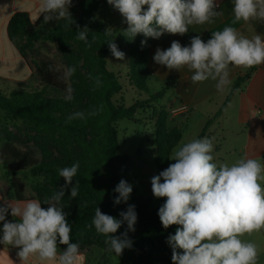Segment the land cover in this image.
Segmentation results:
<instances>
[{
	"label": "clouds",
	"instance_id": "obj_1",
	"mask_svg": "<svg viewBox=\"0 0 264 264\" xmlns=\"http://www.w3.org/2000/svg\"><path fill=\"white\" fill-rule=\"evenodd\" d=\"M72 3L73 0H40V15L45 23L64 19L73 24L69 11ZM107 3L127 25L122 35L128 41L141 34L153 39L166 33L183 36L189 32V26L211 24L214 18L223 15L216 10V0H107ZM233 14L232 24L264 21V0H233ZM77 29L76 39L91 47L87 26ZM108 29L105 34L111 35ZM107 43L112 55L123 61L125 53L113 40ZM141 44L145 45L146 40ZM153 59L169 71L187 68L193 73L194 84L214 81L216 90L223 94L230 91L232 68L249 69L264 64V36H247L235 27L225 26L213 31L207 42L199 35L192 37L189 46L174 40L165 50L157 48ZM75 71V67H68L64 78H70ZM94 80L97 87L101 86L99 77ZM72 92L68 88L65 99L72 100ZM84 118L83 112H76L68 121ZM213 149V141L208 137L182 142L169 157L175 163L151 178L153 195L166 198L158 210L163 227L178 226L167 241L172 248V264H258V246L242 237L264 230V162L241 157L230 165L217 164ZM78 169L77 162L59 170L66 183L44 199L47 208L38 199L15 203L5 200L0 205L3 222L0 244L18 248L20 264H27L32 258L39 264H78L79 244L71 242L72 228L61 204L64 189L72 184ZM34 179L42 182L43 177ZM78 191L76 182L70 198H76ZM114 191L119 194L114 204H120L128 201L133 189L122 179ZM9 210L15 222L6 220ZM120 217L104 214L97 207L92 219L96 232L106 238L107 251L118 257L125 248L132 247L127 232L135 230V205H129ZM124 222L127 231L121 236L114 235ZM59 245L66 247L60 250Z\"/></svg>",
	"mask_w": 264,
	"mask_h": 264
},
{
	"label": "trees",
	"instance_id": "obj_2",
	"mask_svg": "<svg viewBox=\"0 0 264 264\" xmlns=\"http://www.w3.org/2000/svg\"><path fill=\"white\" fill-rule=\"evenodd\" d=\"M105 1L73 0L69 8L73 24L64 19L45 23L42 16L32 22L26 13H17L11 18L8 24L10 41L44 89L12 91L8 95L0 93V177L9 184L10 199L29 200L25 195V179L28 186L40 193L37 199L46 208L44 199L50 198L66 183L59 176V170L78 162V172L72 184L64 189L65 195L61 200L72 228L71 242L98 234L92 225L97 207L104 214L122 219L120 213L127 211L129 205H135V230L127 232L132 247L125 248L118 260L111 264H172L171 245L167 241L178 226L163 227L158 216L163 204L152 208L150 198L134 194L126 203L114 204L119 195L114 189L121 181V168L129 163L128 156L120 155L116 124L123 119H133L139 110H144L145 105L136 101L126 108L114 101L123 86L118 74L108 68L110 50L107 41H115V31L97 17ZM77 26L80 29L87 26L91 47L76 39ZM107 29L111 35L105 34ZM160 38L137 35L128 50V79L140 92L149 91V53ZM142 40H146L143 46ZM52 46L66 69L75 67L76 71L70 78H64L66 69L59 67L49 56ZM96 77L102 82L99 87L95 85ZM68 88L73 89L72 100L65 99ZM48 89L60 91V97L50 96ZM161 95L158 93L153 97L160 98ZM76 112H83L85 118L68 121V117ZM153 117L155 165L157 169L164 170L171 161L172 150L182 140L183 132L180 127H170L166 110L153 111ZM210 125L211 121L197 138L206 137ZM10 127L23 128L53 140L61 147L65 158H55L47 148L41 147L39 159L33 150L19 147L15 139L6 135ZM38 177H43L42 182L34 179ZM76 182L78 196L70 198L71 187ZM125 231L127 222L122 223L114 235L121 236ZM99 236L105 241L103 235ZM65 247L59 245L60 250ZM104 264L109 263L106 261Z\"/></svg>",
	"mask_w": 264,
	"mask_h": 264
},
{
	"label": "crops",
	"instance_id": "obj_3",
	"mask_svg": "<svg viewBox=\"0 0 264 264\" xmlns=\"http://www.w3.org/2000/svg\"><path fill=\"white\" fill-rule=\"evenodd\" d=\"M219 1L216 10L221 11L223 15L214 18V23L189 26V32L183 36L166 33L151 49L149 91L139 95L142 99L151 101L148 103L149 108L142 112L149 116V109L152 114L156 110H166L170 127L177 126L182 129L183 137L179 144L184 140L187 131H192L191 137L196 139L211 121L206 137L213 141L212 154L218 164L230 165L241 157L257 158L264 162V64L249 69L232 68L230 91L221 94L216 90L214 81L194 84L191 81L193 73L187 68L179 72L169 71L166 66L155 63L153 59L157 48L165 50L174 40L179 41L182 46H189L192 37L199 35L207 42L213 31L222 30L225 26L235 27L247 36H264V21H240L232 24L233 0ZM39 4L40 0H0V78L6 77L7 81L15 86H24L35 76L10 41L8 24L17 13H26L31 19L35 16L32 22H36L41 16ZM127 68L126 65L124 72L112 71L118 75L122 73L128 78ZM128 82L131 91H137L129 79ZM121 93L123 97L127 94L124 89ZM158 93H162L160 98L153 97ZM173 162L175 161L171 160L169 165ZM8 190L7 188L5 193L0 184V205L5 200L18 202L8 197ZM7 215H10L8 221H11L13 217L10 210ZM261 250L258 264H264V244ZM18 251V248L0 244V264H20ZM86 256L80 253L79 260L85 258L80 264H86ZM27 264L39 262L32 258Z\"/></svg>",
	"mask_w": 264,
	"mask_h": 264
},
{
	"label": "rangeland",
	"instance_id": "obj_4",
	"mask_svg": "<svg viewBox=\"0 0 264 264\" xmlns=\"http://www.w3.org/2000/svg\"><path fill=\"white\" fill-rule=\"evenodd\" d=\"M33 16L32 19H34ZM98 19L107 23L110 30L115 31V41L118 49L125 53V59L123 61H118L110 52L107 61L108 68L110 70H118V72H124V68L127 65V53L132 44V41H128L123 35L124 28L127 27L123 23V18L120 13L111 5L107 3V0L100 8L98 14ZM31 18L30 20L33 21ZM53 47V46H52ZM55 47L52 48L51 54L49 55L55 59L56 63L62 69H66L61 58L56 55ZM128 69V68H127ZM35 77L28 81L24 86H15L8 82L6 77L0 78V93L3 95H8L14 91H41L44 89V85L40 83L38 77ZM120 77V82L123 85V89L127 92L123 97L120 93L114 97V101L117 104H123L126 108L133 105V101H141L145 105L144 109H148V101L142 99L139 95H144V92L134 91L130 89L128 78L124 74L118 75ZM125 87V88H124ZM49 95L52 97H60L61 92L55 89L47 90ZM124 92V91H123ZM151 100V99H150ZM144 102V103H143ZM146 103V104H145ZM144 110V111H145ZM150 115H144L142 110L134 116L133 119H123L117 122L116 129L118 132V139L120 144V155L128 156L129 163L121 168V180L127 181L132 186V193L136 196H145L150 198V207L154 208L165 203L166 198H156L152 193L151 188V178L163 170L157 169L155 165V121L151 109H149ZM192 130V129H191ZM11 139H15L14 142L21 148L33 150L36 156L40 159L41 152L40 148L45 147L55 158H65L64 152L61 147L51 139H48L42 135L32 133L25 129H17L15 127H10L8 133L6 134ZM192 131L188 132L182 142H188L192 139ZM175 163V162H173ZM161 182L163 180L161 179ZM25 185V195L29 199H37L40 197V193L37 192L32 187L28 186L27 180L23 179ZM0 184L3 191L6 193L7 188L9 189V184L6 180L0 177ZM9 193V190H8ZM130 194V196H131ZM130 199V197H129ZM47 208L48 205H45ZM10 218V215L6 216V220ZM13 219H15L13 217ZM10 222H12V220ZM3 222H0V236H2ZM244 240L254 242L258 246L259 252H261V247L264 244V230L260 232H254L251 235H245L242 237ZM74 243L79 244L80 253L86 254V264H104L108 262L109 264L114 263L118 260V256L114 253L107 251L108 245L105 241L101 239L99 234L90 235L87 238H78ZM64 250V249H63ZM172 250V248H171ZM178 251H181L178 249ZM264 259V254H263ZM85 258H81L78 264L82 263Z\"/></svg>",
	"mask_w": 264,
	"mask_h": 264
},
{
	"label": "built area",
	"instance_id": "obj_5",
	"mask_svg": "<svg viewBox=\"0 0 264 264\" xmlns=\"http://www.w3.org/2000/svg\"><path fill=\"white\" fill-rule=\"evenodd\" d=\"M216 3H217V5H219L220 1L219 0H216Z\"/></svg>",
	"mask_w": 264,
	"mask_h": 264
}]
</instances>
